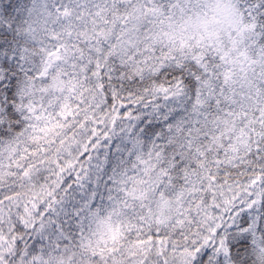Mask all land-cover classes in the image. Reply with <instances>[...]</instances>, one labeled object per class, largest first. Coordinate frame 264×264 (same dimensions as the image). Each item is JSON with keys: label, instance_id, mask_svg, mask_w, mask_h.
Segmentation results:
<instances>
[{"label": "trees", "instance_id": "obj_1", "mask_svg": "<svg viewBox=\"0 0 264 264\" xmlns=\"http://www.w3.org/2000/svg\"><path fill=\"white\" fill-rule=\"evenodd\" d=\"M167 1L131 0L129 4L142 7L139 29L129 36L134 40L133 45L120 51L115 48V38L118 41L128 36L130 22L125 18L130 6L126 7L124 0L112 1L110 9L102 4L91 5L89 0H45L51 18L40 14L35 0H0V154L8 155L11 150L16 152L17 160L24 158L33 162L44 144L54 139L43 129H48L47 124L38 119V112L48 105L42 103L37 111L36 100L42 93L36 87L43 84L48 92L54 90L49 85L54 84L52 67L48 64L44 71L43 66L44 61L56 54L61 62L58 91L66 90L68 81L79 83L74 103H69L67 109H75L82 100L84 105L89 104L92 97L98 103L100 96L103 105L106 104L103 112L107 111L111 118L103 129L110 128L120 134L124 126L135 119L136 126L127 128L131 139H127L130 144L126 152L137 161L144 158L143 164L149 168L135 165L132 179L127 178L124 163H117L109 170L108 175L117 181L114 186L122 190L121 193L116 189L115 194L124 205L113 209L110 198H106L102 206L90 207L86 219L93 218L91 223L98 241L105 240L109 246L146 245L157 241L165 246L168 242L175 246H192L197 252L198 245H193L197 227L189 213L169 226L157 228L152 223L147 234L144 228L149 224H144L149 222V213L144 216L138 209L128 208V197L124 195L128 190L124 188L141 184L143 178L154 177L159 172L157 194H169L170 198H166L174 202L177 196L191 191L189 198L184 196L190 201L195 192L193 185L197 183L194 179L200 178L202 171L223 186L247 184L259 190L256 191L258 202L253 200L258 211L252 213L253 207L248 208L239 214L232 228L220 232L221 235L217 233L216 243L223 241L221 244L226 246L230 260L215 264H264V0H226L241 26L236 34L241 38L237 40L239 44L224 37L219 42L202 40L198 43H186L183 38L173 43V48L162 39L161 46L152 42L153 38L157 39L155 27L160 21L149 13L157 6L168 12L171 5ZM61 5H69L71 9L65 11ZM91 28L99 34L113 29L109 40L101 44L99 65L93 59L98 53L90 49L91 42L84 43L81 39ZM153 45L156 47L151 48ZM151 52L159 58L157 67L140 76L132 66ZM238 52L245 56L236 60ZM237 61L244 68L240 69ZM42 71L44 77L40 75ZM92 73L97 74L95 79ZM79 74L90 77L89 82L82 81ZM244 85L248 87L246 91ZM120 86L129 96L123 99L119 113L114 115V100L118 99L111 97V90ZM157 86L167 91L157 93ZM140 91L148 96L138 107L139 112H124L136 102L131 93L141 98ZM170 94L176 98L168 99ZM111 145H115V139ZM92 151L90 146L81 157L84 163ZM152 156H157V161L154 162ZM20 192L13 176H6L0 170V203L15 198ZM197 192L200 190L195 194ZM75 206L77 208L70 209L73 206L69 203L63 208L77 211L83 217L80 206ZM54 207L47 205L48 210ZM18 211L16 221L10 218L16 228L8 238L15 245L7 256V264H21L32 241V228L43 224L36 210L30 220H34V225L24 233L23 226L29 221L22 216V208ZM138 215L146 217L147 221H137ZM80 216L69 221L74 237L72 242L64 244L67 245L61 253L64 264H111L109 253L84 246L83 234H79ZM224 223L223 220L221 225ZM162 235L170 240L161 241ZM211 255L209 249L199 254L200 264H210Z\"/></svg>", "mask_w": 264, "mask_h": 264}, {"label": "rangeland", "instance_id": "obj_2", "mask_svg": "<svg viewBox=\"0 0 264 264\" xmlns=\"http://www.w3.org/2000/svg\"><path fill=\"white\" fill-rule=\"evenodd\" d=\"M112 1L114 0H89L91 5L102 4L107 9L111 8ZM130 2L131 0H124L125 6H130V9L126 10L128 14L125 17L130 21L127 28L128 36H123L118 41L115 38V48L120 51L133 45L134 40L129 36L133 30L139 29L142 7L140 4H129ZM167 2L171 5L168 12L157 6L149 13L151 17L156 16L160 21L159 25L155 27V32L158 33L155 34L157 39L153 38L152 41L158 43V46H161V39L166 41L168 46L172 44L171 48H173V43L181 42L183 38H185L186 43H198L202 40L219 42L223 37L239 44L237 40L241 38H238L236 34L240 32L241 26L234 19L230 5L226 0L216 2L207 0H169ZM61 6L65 11L71 9L69 5ZM35 8L44 17L49 16L51 18L45 0H35ZM94 30L96 31V29L91 28L90 32L86 31L81 39L84 43L91 42L90 49H94L98 53L93 59L95 64L99 65L100 51L103 47L101 44L109 40L108 35L112 33L113 29L107 34H99ZM153 47L156 46L153 45L151 48ZM148 48L150 47L147 46ZM236 55V60H239L240 57L245 56V53L240 54L238 52ZM145 57L144 60L139 59L135 66H132L140 76L152 72L153 67H157L159 58L155 54L151 52ZM244 60H242V63ZM237 63L240 69L244 68L242 63L238 61ZM48 64L52 67L51 73L54 74V84L49 85L54 90L48 92L47 89H44L43 84L37 86L36 89L42 94L36 100V105L37 111L42 108V103L48 105V108L38 112V119L42 124H47L48 129H43L47 135L54 136V139L51 138L50 141L44 144L37 160L33 162L24 161V158L17 160L16 152L11 150L6 153L8 155L0 154V170L6 176H13L14 183L18 185L21 191L15 198L0 203V264H7V256L11 255L13 251L15 242L9 240L8 236L10 232L15 231L16 226L10 223V218L16 221L19 217L18 210L21 208L22 216L24 215L29 221H26L27 223L23 226L24 233L34 225V220H30L36 210L41 218L39 222L43 223L34 225L32 228V241L25 257L21 258V264H64V258L61 256L67 246H64V244L72 242L74 237V231L70 227L71 222L69 221L70 219L73 221L77 216H80L77 211L64 210L63 207L69 203L73 206L70 209L77 208L75 204H78L84 214L83 217H79L80 221H78L81 224L79 234H83L84 246H91L94 251L99 250L109 253L112 260L111 264H200L198 255L205 254L208 249L213 254L211 255L213 260H209L210 264L219 263L220 261L225 262V260L229 262L230 254L227 255L226 246L224 248V245L221 244V242L223 243L221 239L219 243H216L217 237L233 227L232 223L235 222L241 212H245L250 207H253V209H250L252 213L258 211L253 200L255 203L258 202L259 196L256 191L259 190L247 184H244L243 187L223 186L218 184L209 174L202 171H200V178L194 179L197 183L193 185L194 191L200 190V192L196 194L194 192L190 201L188 198L192 193L191 191L190 194L184 195L188 198L177 196L174 202H169L166 198H170L169 194H157V189L160 187L159 172L154 177L143 178L141 184L128 185L127 188H124L128 190L124 194L128 197L130 205L128 208L131 210L138 209L144 216L149 213V222L144 224L145 226L149 224L148 227L144 228L147 234L150 233L149 227L152 223L157 228L164 225L169 226L179 222L182 215H188L189 213L190 218H194L197 227L193 245H198L197 252L201 251L199 254L193 251L192 246H175L168 244V242L165 246H161L158 241L146 245L136 243L135 245L109 246L104 243L105 240L98 241V238L95 237V227L91 223L93 218L91 219L90 216L86 219V215L91 212L90 207H93L94 204L97 207L98 204L102 206L106 198H110L112 202L110 207L113 209L124 205L121 198L115 194L116 189H120L118 185L114 186L117 181L109 174L113 177L111 179L108 172L117 163H124L127 166L126 175H129L127 178L132 179L133 172L136 169L135 165L142 166L144 158L137 161L132 158L130 153L126 152L130 144L127 139L129 141L131 139L127 128L130 126L135 127L137 121L134 119L128 126H124V132L121 131L120 134L110 128L103 129L102 127L109 123L111 118H108L107 111H104L106 115L104 114L103 110H106V104L103 105L100 96H98V103L94 102L92 97L89 104L84 105V100H82L75 109L74 107L73 109H67L69 103H74L79 83L77 85L72 81H68L66 90L58 91L61 82L59 73L61 62L58 55L54 54L50 59L44 61V71ZM243 64L245 66V63ZM44 71L40 73L41 77H44ZM79 75L82 81L89 82L90 77L85 78V75ZM91 77L95 79L97 74L92 73ZM64 78L66 79V77ZM118 89L113 88L111 90V97L118 99L114 100V104H116L114 115L119 113L123 105V99L129 96V93L123 92L126 91L123 86L118 87ZM247 89L248 87L244 85V90ZM155 90L157 93L167 91L161 86H157ZM139 94L141 98L131 93L136 102H132L131 107L125 109L124 112H139L138 107L148 96L144 91H140ZM172 95L170 94L171 97L166 96L171 99ZM247 96L251 98L249 94ZM100 124L103 125L100 126ZM114 139L115 145H111ZM90 146L93 147V151L88 154L84 163L81 157L87 153ZM112 146L113 148H111ZM152 159L155 162L158 157L152 156ZM185 163L187 165L188 161H185ZM142 167L149 169L146 163ZM120 192L122 193L121 189ZM47 205L58 206L54 207L53 210H48ZM144 216L140 217L138 215L137 221L139 219L147 221ZM223 220L225 223L221 225ZM92 237H94V240ZM167 240L169 241L170 238L162 235L161 241ZM165 250L167 255L164 252Z\"/></svg>", "mask_w": 264, "mask_h": 264}]
</instances>
